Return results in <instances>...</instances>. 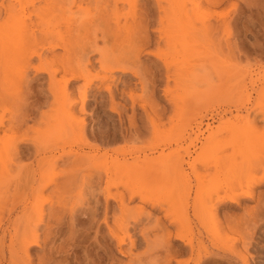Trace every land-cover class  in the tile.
Instances as JSON below:
<instances>
[{
	"label": "rangeland",
	"instance_id": "374dc122",
	"mask_svg": "<svg viewBox=\"0 0 264 264\" xmlns=\"http://www.w3.org/2000/svg\"><path fill=\"white\" fill-rule=\"evenodd\" d=\"M8 1L13 4L10 15L4 12ZM29 1L0 0V119L4 124L0 131V264H25L19 253L24 223L43 219L38 226L42 243L50 207L58 201L63 206L61 239L69 236L72 214L76 215V229L88 234L87 241L82 240L77 248L84 264L100 250L98 253L104 257L101 264H127L128 256L118 251L108 233L107 245L100 234L96 238L94 228H89V212L75 213V209L91 201L79 184L96 174L102 179L101 185L110 180L112 185L129 182L140 186L162 206L157 212H152L151 206H145L141 214L134 210L131 218L141 215L139 226L162 217L176 229L188 213L195 234L200 230L208 235L205 244L210 251L231 255L226 247L234 244L243 248L239 240L244 238L245 249L236 261L245 264L244 256L246 264H264V0H180L173 9L165 0L118 1L121 7L111 23L117 19L123 23L140 16L149 18L142 33L151 40L135 65H117L116 54L110 53L128 48L132 34L129 37L122 29L114 38H102L100 30L104 26L96 21L86 23L82 13L86 5L80 10L73 6L77 17L48 10L29 18ZM39 1V6L46 7ZM90 8L91 13L98 9ZM206 19L216 25L207 38L200 39L194 27ZM45 32L51 33L60 45L51 43L56 45L52 50L45 42L37 44L29 51V62L20 54L27 34ZM94 40L96 45L88 52L87 63L81 50ZM35 52L48 58L40 60ZM102 53L104 62L100 63ZM56 54H67L79 63L74 69L82 76L65 87L62 72L50 81L47 70L40 66L43 63L53 72L59 67L53 57ZM70 77L68 73L65 78ZM107 86L114 92L113 99ZM83 100L86 105L82 110ZM111 106L117 111L113 112ZM23 114L26 119L21 122ZM207 124L210 127L206 131ZM131 127L140 131V137L128 138L125 128ZM199 132L204 136L211 133L206 144L196 142V146L186 149L190 138ZM18 151H23L20 159ZM75 152L91 158L72 165L69 156ZM115 158L125 160L127 165L113 175ZM72 168L77 185L58 200L59 192L53 187L64 181ZM188 182L193 186L190 201L194 197L206 201L197 214L192 208L186 211L182 190L166 189L173 183L181 186ZM231 190L241 194L252 191L256 199L243 195L237 208L215 210L219 197ZM136 205L143 204L136 199L130 207ZM224 210L235 220L233 228L222 230L214 220L216 213L219 222H224ZM148 212L154 218L148 219ZM254 212L256 220L251 216ZM199 220H205V228ZM145 246L144 242L137 243L132 252L141 254ZM104 247L112 255L105 256ZM129 248L127 241L123 249ZM41 250L30 248L32 264H37L35 255ZM88 253L91 257L85 258ZM175 259L184 261L187 255Z\"/></svg>",
	"mask_w": 264,
	"mask_h": 264
},
{
	"label": "bare ground",
	"instance_id": "6f19581e",
	"mask_svg": "<svg viewBox=\"0 0 264 264\" xmlns=\"http://www.w3.org/2000/svg\"><path fill=\"white\" fill-rule=\"evenodd\" d=\"M16 1L18 3H21V1L24 2L26 0H16ZM42 1L46 7L39 6L38 5V2H40L39 0L37 2L36 0L29 1V5L31 6V9L29 10V13H28L29 18L33 14L40 15L38 14L39 12L42 11L45 13L48 10L49 11L51 10L60 11L62 13H69L72 16L73 15L76 16V12L72 11L73 6H76V8L80 10L82 8V5L84 4L86 5V7L82 11V13L85 19L87 20L86 23L91 24L93 21H96L98 22L100 26H104L100 30L102 33V38L104 39L108 37L114 38L115 36L120 35V32L122 29L126 31L125 33L129 37H130V34H132V41H130L128 48L119 49L116 51V53L113 51H110V53L116 54L115 57H116L117 65H120L121 63L123 64L124 62L127 65L128 63L130 65L132 64L135 65L139 63V54L142 53L144 48L148 46V43L151 40V39L148 40V36H146V33H142L146 31V27H147V23L149 19L147 17L140 16V18H135L134 20L130 22H128V20H125L123 23L120 22L119 19L113 21V23L110 22L112 16L119 12L121 6L120 7L118 6V1H121V0H42ZM111 1L113 2V5H111ZM124 1L130 2V3H136L139 0H124ZM124 1L122 0L121 2H124ZM165 1L169 4V7L170 6L172 7V9L176 8V5L179 4L180 2V0H165ZM209 1L219 2L221 0H216V1L209 0ZM90 6H95L96 8H98L97 11L95 13H91ZM12 7H13V4L10 1H8V4L4 6V12L10 15ZM108 7L110 8L111 11H108ZM79 14L80 13H78L77 15ZM215 25L216 24L207 21V19L203 20V22H200L199 26L197 25L198 27L197 26L194 27L195 33L200 39L202 37L207 38L210 35V32L215 28ZM133 37H135V39H133ZM42 42L47 43V45H51L52 50L53 48L55 49L54 46L56 45L52 46L51 43L53 42L59 43L55 40L54 36L48 32L47 33L45 32L40 35L36 33H28L26 44L22 48L20 54L25 56L27 60H29L30 62L31 58L29 57V51L32 50L37 44H40ZM94 45H96V40L92 41L88 45H85L81 50V52L84 53L82 56L83 58H85L87 63H89V58L87 57L88 56L87 54L90 51V49L94 47ZM51 51H49V53H51ZM35 54H38L40 60H46V58H48V57L43 58L41 52L40 53L35 52ZM104 54L105 53H102L98 59L100 63L104 62L103 60V57L105 56ZM60 55L61 54H56L53 56L55 58V61L58 62L59 64V67L55 69L53 72H49L47 66L44 65L43 63H41L40 66H41V69L45 70V72L47 70L50 81H52L55 78L56 73L62 72L63 75L61 76V81L65 83L63 86L65 87L67 84H69L71 80H77L82 75L81 74L78 75L74 69L79 63L77 64L74 63L73 59H70V57L67 54L62 55V56ZM132 60H134V62H132ZM79 66L81 68V65ZM82 67L85 68V66H82ZM121 71L124 72V70H121ZM68 73L71 74V77L69 79L65 78L66 74ZM105 78H107V76H105ZM58 80L56 79V82L60 84ZM106 88H108L109 90L110 98L113 99L114 92L111 90L110 86H107ZM85 105H86V101L83 100L82 105H81L82 110L84 109ZM72 109H74L73 106L71 108V111ZM111 110H113V112L117 111V109L114 106H111ZM24 115L25 114L22 115V119L20 120L21 122L26 119L25 117L26 115L25 116ZM118 118L120 121L119 122L120 126L123 127L124 123H123V120L120 114ZM3 125L4 124L0 119V131ZM111 125H112V122H111ZM196 125H197L196 126L197 129L199 130V125H201V121L196 123ZM206 126H207L206 127V131H207L209 130L210 125L207 124ZM111 127L113 128L115 126L112 125ZM108 129H111V128H108ZM112 130L114 132V129ZM125 131L127 132L129 139L133 137L138 138L141 135L140 131L136 127H131L130 129L125 128ZM112 134H113L112 132L109 133V135H112ZM125 136L126 135H124V133L123 134L120 133L121 138H125ZM201 136H203V138H201ZM210 136H211V133H209L208 136H204V132L196 133L194 138H190V144L186 146V149H189L191 146L193 147L196 146V142L197 143L201 142L202 145L204 143L206 144ZM203 139L205 141L202 143ZM205 147L206 145L201 147V149ZM91 149L94 150L96 149V147L91 146ZM22 152L23 151L17 152L18 159L21 158ZM35 153L37 154V151H35ZM89 158L91 157L89 156ZM89 158L86 153L80 154L78 152L72 153V155L69 156V159H71L70 162L72 165H74V163H80L81 161H84L85 159H89ZM56 161L57 159L55 160V162ZM39 162H41V159L39 160ZM113 163H114L112 167V172H114L113 175L118 173V170L120 172V170L122 168H125L127 165V162L125 160L123 162H120L116 158L115 160H113ZM192 166H193V169H195L194 164ZM178 169H179V174H180V168ZM72 170L73 168L71 169V172L66 173V177L64 181L56 183L55 186L53 187V191L59 192L58 200H61L64 197L62 195H65V193L69 194L70 193L69 189L77 185L76 180H75V172ZM175 173L178 174L177 170H175ZM101 183H102V179L100 178V175L96 174L94 178L87 179L86 181L82 182V184H79V185H83V187L86 189V192L90 195L91 201L87 200L84 207H81L80 209L79 208L75 209L76 210L75 213L78 211H84V213L89 212V216H90L89 228H94L96 238H97V234H100L102 239H105L103 242H105L106 245L109 243L108 241L109 239L111 238L114 239L116 241L118 251L122 255L128 256L129 260L127 264H172L173 260H175V264H216V263L218 264H239L236 261V259L238 256L240 257L242 256L241 254L242 249H245L244 238H241L239 240L241 241L243 248L239 249L234 244H232L231 246H227L225 250L227 252H230L231 254V255H227L225 251H222V253H220L219 251L214 252V251L209 250V248L205 244L207 241H209L208 235L207 234L204 235V233L201 232L200 230H197V233L195 234V231H194L195 227L192 225V219H190V216L188 213L186 214L184 218V221H183L184 223H181L176 229L175 227H173L174 225L172 222L170 221L167 222L162 217L154 218L153 216H151L154 218L152 224L147 225L145 223H142V225L139 226L141 222L140 220L141 215L134 216L133 218H131V214L134 212V210H138L139 214H141L145 212V209H146L145 206H151L152 212H157L155 210H157L158 208H162V206L159 203L152 200L147 194H145L140 189V186L138 187L135 184H131L129 182H121L120 184L112 185V183H110V180H106L104 185H101ZM192 187L193 186L190 184V182H188L187 184H183L181 186H179L177 183L176 184L173 183L166 189H168L169 191L170 189L172 191L182 190L186 195V200H185L186 211L189 208H192L193 214H197V212L200 211V209L204 208V204L206 201L204 199H201L202 197L201 198L194 197L190 201V198H191L190 194L191 192H193ZM112 188H115L116 191H113ZM243 195H247L252 199L253 198L256 199L252 191H248L244 194H241V193L235 192L234 190H231L230 193H225L223 196L219 197V203L215 207V210L218 209L219 207L226 208L229 206L237 208V206L241 205L240 197ZM26 198L28 197L26 196ZM136 199H139V201L143 205H136L134 207H130L131 202ZM60 203L61 201H58L56 205H51L50 207V213H49L50 217L45 223L46 227L43 230L44 236L42 239V243L40 241V235L38 233V230H39L38 226L43 222V219L40 218L37 222L36 220H28L26 223H24V231L19 236V244H20L19 253L22 254L21 259L24 261L25 264H32L33 258L29 254L30 248L32 246H36L42 249L41 252L36 253L35 255L37 264H52L55 262L57 263H62V262L68 263L69 262V264L70 262H72L74 264H84L83 263L84 259L81 257V255H79V249L77 248H78L79 243L82 240H85L88 234L86 231L76 229L77 225L75 226L74 219H73L74 217H76V215L72 214L71 218L73 219V221L71 219V221L68 222L69 236H67L66 239L64 240L61 239V228L60 227L63 221L61 210L63 206L60 205ZM147 214H148V219H150L151 218L150 215L152 213L148 212ZM214 214H215L214 220L220 225L222 230L226 228L230 229L234 227L231 225H232V222L235 220H232V216H229L225 210L223 211V215H222L223 220H224V222L222 223L219 222L220 219L218 218V216H216V213ZM251 216L254 220H256L257 214L255 212L251 213ZM199 224L200 226L202 225L205 228V220H199ZM137 228H138V231L136 232ZM153 229H157L158 233L151 235L150 231ZM2 232H3L2 240H4L5 232L4 231ZM254 232L255 231L250 233L249 238L253 237ZM107 233L110 236L109 239L106 236ZM137 234H138V238H134L135 236L137 237ZM127 241L130 243V248L123 249V246L126 244ZM210 241L213 244H215L213 240H210ZM141 242L145 243L146 245L145 250L141 254L133 253L132 248L136 246L137 243H141ZM104 249H105V256L109 255L110 254L109 249L106 247H104ZM90 250L91 249H89V251ZM82 252L80 254H82ZM98 252L92 255V257H91V254L89 253L86 257L83 255L85 258L91 257V261L89 262L87 261L88 263L86 264H101L102 259H104V257H103V254L98 253ZM178 255H187V259L184 261L175 259ZM2 257H3L2 252H0V258ZM242 258H243L244 263L246 264L247 260L245 259L244 256Z\"/></svg>",
	"mask_w": 264,
	"mask_h": 264
}]
</instances>
